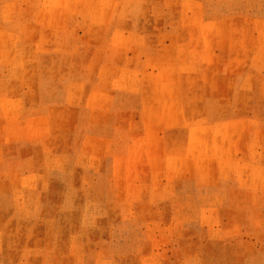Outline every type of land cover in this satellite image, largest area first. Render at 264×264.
<instances>
[{"label":"rangeland","instance_id":"rangeland-1","mask_svg":"<svg viewBox=\"0 0 264 264\" xmlns=\"http://www.w3.org/2000/svg\"><path fill=\"white\" fill-rule=\"evenodd\" d=\"M0 264H264V0H0Z\"/></svg>","mask_w":264,"mask_h":264}]
</instances>
